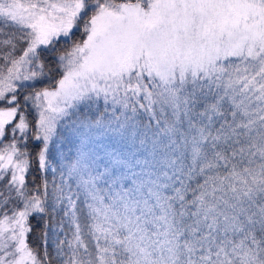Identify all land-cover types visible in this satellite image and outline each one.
I'll use <instances>...</instances> for the list:
<instances>
[{"label": "snow or ice", "instance_id": "1", "mask_svg": "<svg viewBox=\"0 0 264 264\" xmlns=\"http://www.w3.org/2000/svg\"><path fill=\"white\" fill-rule=\"evenodd\" d=\"M0 264H264V0H0Z\"/></svg>", "mask_w": 264, "mask_h": 264}, {"label": "trees", "instance_id": "2", "mask_svg": "<svg viewBox=\"0 0 264 264\" xmlns=\"http://www.w3.org/2000/svg\"><path fill=\"white\" fill-rule=\"evenodd\" d=\"M76 38L79 39L80 38V34L79 33H76ZM33 226L35 228V233L32 237L33 240H35L36 236L39 235V230H40V222L39 221H36V220H33Z\"/></svg>", "mask_w": 264, "mask_h": 264}]
</instances>
